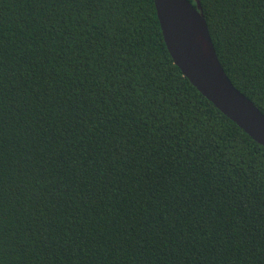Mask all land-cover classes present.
Returning <instances> with one entry per match:
<instances>
[{
    "label": "trees",
    "instance_id": "obj_1",
    "mask_svg": "<svg viewBox=\"0 0 264 264\" xmlns=\"http://www.w3.org/2000/svg\"><path fill=\"white\" fill-rule=\"evenodd\" d=\"M199 2L264 114V0ZM0 264H264V147L175 65L154 0H0Z\"/></svg>",
    "mask_w": 264,
    "mask_h": 264
},
{
    "label": "water",
    "instance_id": "obj_2",
    "mask_svg": "<svg viewBox=\"0 0 264 264\" xmlns=\"http://www.w3.org/2000/svg\"><path fill=\"white\" fill-rule=\"evenodd\" d=\"M167 49L189 82L264 147V114L225 73L199 0H154Z\"/></svg>",
    "mask_w": 264,
    "mask_h": 264
}]
</instances>
